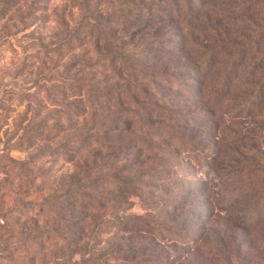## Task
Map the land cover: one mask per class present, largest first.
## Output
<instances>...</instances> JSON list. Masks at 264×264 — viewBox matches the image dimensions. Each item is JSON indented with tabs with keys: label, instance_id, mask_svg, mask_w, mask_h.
Masks as SVG:
<instances>
[{
	"label": "trees",
	"instance_id": "trees-1",
	"mask_svg": "<svg viewBox=\"0 0 264 264\" xmlns=\"http://www.w3.org/2000/svg\"><path fill=\"white\" fill-rule=\"evenodd\" d=\"M68 1L77 19L62 21L54 43L37 39L46 53L69 56V88L80 97L67 106L82 126L67 157L73 171L50 195L60 213L54 230L90 236L139 203V221L131 215L119 231L154 233L153 223L169 241L200 215L189 205L195 185L179 172L184 161L206 178L225 156L234 176L264 161V0ZM125 255L132 264L179 257Z\"/></svg>",
	"mask_w": 264,
	"mask_h": 264
},
{
	"label": "rangeland",
	"instance_id": "rangeland-1",
	"mask_svg": "<svg viewBox=\"0 0 264 264\" xmlns=\"http://www.w3.org/2000/svg\"><path fill=\"white\" fill-rule=\"evenodd\" d=\"M73 6L68 0H0V264H132L127 250L179 255L169 264H264V161L247 177L227 173V156L206 166L208 178L188 161L179 165L194 190L208 191L183 190L180 196L189 193V205L200 215L169 241H161L153 223L154 233L119 231L131 215L139 221V203L114 213L90 236L89 228L80 239L71 236L76 229L54 230L60 213L50 195L73 171L67 157L82 126L67 106L80 97L69 88V56L64 50L46 53L37 39L44 46L54 43L62 21L77 19ZM231 129L225 124V142ZM174 195V203L181 202Z\"/></svg>",
	"mask_w": 264,
	"mask_h": 264
}]
</instances>
